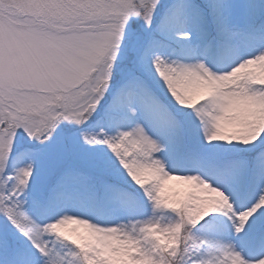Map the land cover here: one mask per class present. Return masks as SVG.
Wrapping results in <instances>:
<instances>
[{"label": "snow or ice", "instance_id": "snow-or-ice-1", "mask_svg": "<svg viewBox=\"0 0 264 264\" xmlns=\"http://www.w3.org/2000/svg\"><path fill=\"white\" fill-rule=\"evenodd\" d=\"M0 264H264V0H0Z\"/></svg>", "mask_w": 264, "mask_h": 264}, {"label": "rangeland", "instance_id": "rangeland-1", "mask_svg": "<svg viewBox=\"0 0 264 264\" xmlns=\"http://www.w3.org/2000/svg\"><path fill=\"white\" fill-rule=\"evenodd\" d=\"M187 187H188L187 185H185L179 181H176L175 179L169 180L166 183V189L169 192L182 191V190L186 189ZM69 227H72V226H69Z\"/></svg>", "mask_w": 264, "mask_h": 264}]
</instances>
